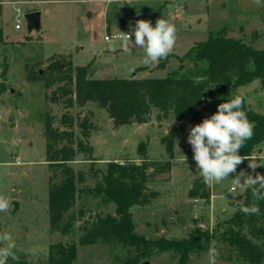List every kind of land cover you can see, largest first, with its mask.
I'll list each match as a JSON object with an SVG mask.
<instances>
[{"label": "rangeland", "instance_id": "obj_1", "mask_svg": "<svg viewBox=\"0 0 264 264\" xmlns=\"http://www.w3.org/2000/svg\"><path fill=\"white\" fill-rule=\"evenodd\" d=\"M33 10L41 12V29L29 32L24 14ZM160 17L175 24L177 40L173 52L157 65L142 64V49H132L131 54L119 47L116 53L107 50L106 35L126 33L139 19L151 21L154 27ZM17 22L20 28L15 27ZM0 28V195L11 203L8 211L0 212V233L13 235L16 261L48 264L49 246L57 242L77 243V257L72 264H127L133 256L123 245L78 243L85 219L114 212L113 204L90 193L81 192L75 212L81 209L84 216L70 233L50 229L48 189L53 171L46 160L47 113L61 129L68 128L61 120L63 114L71 116L75 136L86 147L70 163L84 172V181L77 184L80 188L95 186L99 172H105L110 161L141 163L145 157L171 161V171L156 173L148 183L158 196L148 204L131 208L136 231L147 238H185L192 229L215 228L235 213L247 190L233 197L229 193L231 177L211 186L213 203L211 199L192 200L188 196L192 182L200 176L187 143L189 127L214 114L220 103L227 102L225 99H207L200 113L194 111L181 121L172 114L160 118L153 110L147 123L133 119L116 127L107 110L94 102L67 106L62 99L53 101L55 86L47 89L45 79L53 58L63 66L92 62L95 78H159L173 70L189 73L201 66L188 53L221 29L264 49V6H256L252 0H119L111 4L106 0H0ZM46 49L52 54L46 56ZM236 94L247 98L248 108L264 113V88L259 80L237 87ZM85 117L91 124L86 138L79 125ZM171 129L177 131L172 154L161 143L162 136ZM183 155L187 157L185 162ZM256 155H264V148ZM255 171L264 175V167ZM244 172L252 170L247 165ZM224 228L222 225L220 230ZM217 247L216 264H250L226 243ZM178 259L173 252L154 251L140 264H177ZM188 264H208L206 252L192 253Z\"/></svg>", "mask_w": 264, "mask_h": 264}, {"label": "trees", "instance_id": "obj_2", "mask_svg": "<svg viewBox=\"0 0 264 264\" xmlns=\"http://www.w3.org/2000/svg\"><path fill=\"white\" fill-rule=\"evenodd\" d=\"M0 37L2 29L0 28ZM196 65L189 73L173 70L159 78H95L93 63L74 66L53 58L50 74L45 79V87L55 86L51 99H62L67 106L84 105L94 102L107 110L116 127L130 123L133 119L147 123L153 110L160 118L166 119L172 114L178 121L192 112L200 113L207 99L223 98L226 101L236 94V88L259 80L264 88V49L256 48L241 38L230 36L226 29L211 34L208 39L198 42L188 53ZM254 62V70L250 69ZM54 70V72H53ZM206 90V91H205ZM243 110L247 118L255 123L254 136L246 141L241 155H256L264 144V113L248 108ZM44 136L46 141V160L53 171L49 178L48 212L50 229L70 233L76 221L82 219L84 211L75 212L81 192L100 197L103 202L114 205V212L97 213L89 216L82 225L79 237L80 245L104 242L123 245L132 252L127 264H140L154 251H170L178 254L177 264H188L192 253L207 252L211 240L217 246L226 243L239 257L250 264H259L264 260V200L258 201L259 215H245L241 205L252 203L251 190L235 213L212 229L194 228L188 237L147 238L136 231L131 208L150 203L158 196L148 183L156 173L171 171L169 159L143 158L141 163L113 162L107 164L95 186L80 188L78 182L84 181V172L75 170L70 164L76 154L86 151L83 141L75 136L73 118L63 114L62 122L68 128L61 129L54 124V117L45 114ZM79 125L83 137L90 136L91 124L88 117ZM177 131L171 129L161 138V143L170 154L173 152ZM146 151L143 149L142 153ZM244 161L236 169L239 173L247 167ZM152 169L150 172L149 170ZM211 186L198 176L192 182L188 196L192 200L211 199ZM225 228L221 231L220 227ZM77 257V243H53L49 246L48 264H72ZM8 264H28L25 260H8Z\"/></svg>", "mask_w": 264, "mask_h": 264}, {"label": "clouds", "instance_id": "obj_3", "mask_svg": "<svg viewBox=\"0 0 264 264\" xmlns=\"http://www.w3.org/2000/svg\"><path fill=\"white\" fill-rule=\"evenodd\" d=\"M87 2L88 0H80V3ZM106 2L118 3L119 0H106ZM252 3L256 6H264V0H252ZM105 40L109 42L107 50L112 53H116L117 47L127 54H131L132 49H142L144 51L142 64L153 67L173 52L177 29L175 24L162 17L156 20L154 27L151 21L139 19L135 21L134 27L130 26L128 32L119 31L111 37L106 35ZM112 41H118L119 44H113ZM51 54L46 49L45 55ZM249 67L254 70V62H250ZM246 100L243 95H235L227 102L220 103L214 114L189 127L187 143L191 146L193 160L204 184L207 186L220 184L231 177L229 193L233 197L239 196L243 191L251 190L252 203L241 205L240 211L245 215H259L260 208L257 202L264 200V175L255 170L264 167V155L239 153V150L245 147L246 141L254 136L255 123L247 118L243 110ZM254 147L264 148V145ZM186 159L187 157L183 155V162ZM244 161H248L252 173L236 172L237 167ZM10 207L9 199L0 195V212H6ZM16 247L11 233H0V264H8L9 258L18 259L14 251ZM206 255L208 264H216L219 252L215 239L209 242Z\"/></svg>", "mask_w": 264, "mask_h": 264}, {"label": "water", "instance_id": "obj_4", "mask_svg": "<svg viewBox=\"0 0 264 264\" xmlns=\"http://www.w3.org/2000/svg\"><path fill=\"white\" fill-rule=\"evenodd\" d=\"M24 17L27 22V28L29 32L33 30L41 29V12L39 10H33L26 12ZM143 264H149L147 261L143 262Z\"/></svg>", "mask_w": 264, "mask_h": 264}, {"label": "built area", "instance_id": "obj_5", "mask_svg": "<svg viewBox=\"0 0 264 264\" xmlns=\"http://www.w3.org/2000/svg\"><path fill=\"white\" fill-rule=\"evenodd\" d=\"M15 27H16V28H20V27H21L20 23L17 22V23L15 24ZM111 35H112V34H111ZM111 35H108V36L111 37ZM113 35H115V34H113Z\"/></svg>", "mask_w": 264, "mask_h": 264}, {"label": "crops", "instance_id": "obj_6", "mask_svg": "<svg viewBox=\"0 0 264 264\" xmlns=\"http://www.w3.org/2000/svg\"><path fill=\"white\" fill-rule=\"evenodd\" d=\"M211 190H212V188H211ZM215 197V195H214V193L212 192V194H211V203H213V198Z\"/></svg>", "mask_w": 264, "mask_h": 264}]
</instances>
